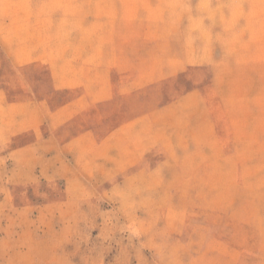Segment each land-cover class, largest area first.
<instances>
[{
    "label": "rangeland",
    "instance_id": "374dc122",
    "mask_svg": "<svg viewBox=\"0 0 264 264\" xmlns=\"http://www.w3.org/2000/svg\"><path fill=\"white\" fill-rule=\"evenodd\" d=\"M0 264H264V0H0Z\"/></svg>",
    "mask_w": 264,
    "mask_h": 264
}]
</instances>
